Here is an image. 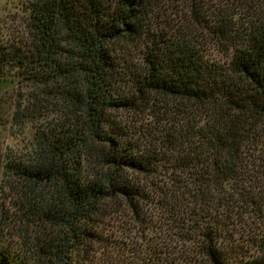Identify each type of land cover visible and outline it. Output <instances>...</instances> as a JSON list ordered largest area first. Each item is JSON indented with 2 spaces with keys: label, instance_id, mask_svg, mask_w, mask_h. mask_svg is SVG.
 <instances>
[{
  "label": "trees",
  "instance_id": "obj_1",
  "mask_svg": "<svg viewBox=\"0 0 264 264\" xmlns=\"http://www.w3.org/2000/svg\"><path fill=\"white\" fill-rule=\"evenodd\" d=\"M23 13L0 46V264H264V0Z\"/></svg>",
  "mask_w": 264,
  "mask_h": 264
},
{
  "label": "rangeland",
  "instance_id": "obj_2",
  "mask_svg": "<svg viewBox=\"0 0 264 264\" xmlns=\"http://www.w3.org/2000/svg\"><path fill=\"white\" fill-rule=\"evenodd\" d=\"M29 0H0V46L11 43V41H17L18 39H24L26 37L25 34V22H26V15L23 13V7L26 2ZM213 56H218V53L212 49L211 50ZM13 74L15 71L13 70ZM18 90L15 88L10 89L7 92V96L4 95L5 97L2 96V99L4 103L2 104L3 109H8V106L14 103L16 101V98L19 97L17 94ZM0 111H1V105H0ZM29 128V130H28ZM25 129V134H27L31 128L30 126ZM12 132L11 133H18L13 131V128H10ZM15 130V129H14ZM9 132V128L6 130ZM30 134V133H29ZM259 135L261 138L264 139V126L259 132ZM0 142L2 143V147L4 149L5 146H7L5 138L0 135ZM12 146L14 145L10 143ZM262 145V144H261ZM19 145H15L17 147ZM20 147V146H19ZM258 154V153H257ZM255 154V155H257ZM264 156V148L262 149V154ZM252 159V157H251ZM257 162H260V160H257ZM106 231H111L109 229H106Z\"/></svg>",
  "mask_w": 264,
  "mask_h": 264
}]
</instances>
